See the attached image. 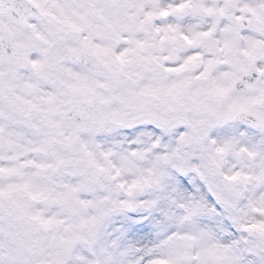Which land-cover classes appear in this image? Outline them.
<instances>
[{"label": "snow or ice", "instance_id": "1", "mask_svg": "<svg viewBox=\"0 0 264 264\" xmlns=\"http://www.w3.org/2000/svg\"><path fill=\"white\" fill-rule=\"evenodd\" d=\"M0 264H264V0H0Z\"/></svg>", "mask_w": 264, "mask_h": 264}]
</instances>
